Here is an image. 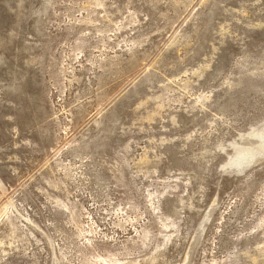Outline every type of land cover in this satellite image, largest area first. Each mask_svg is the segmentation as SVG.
I'll list each match as a JSON object with an SVG mask.
<instances>
[{
  "label": "rangeland",
  "instance_id": "1",
  "mask_svg": "<svg viewBox=\"0 0 264 264\" xmlns=\"http://www.w3.org/2000/svg\"><path fill=\"white\" fill-rule=\"evenodd\" d=\"M0 264H264V0H0Z\"/></svg>",
  "mask_w": 264,
  "mask_h": 264
}]
</instances>
